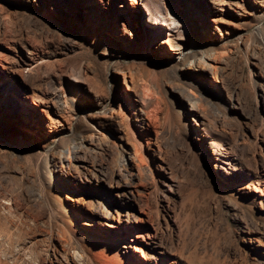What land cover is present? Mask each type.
Listing matches in <instances>:
<instances>
[{
	"label": "rangeland",
	"instance_id": "obj_1",
	"mask_svg": "<svg viewBox=\"0 0 264 264\" xmlns=\"http://www.w3.org/2000/svg\"><path fill=\"white\" fill-rule=\"evenodd\" d=\"M169 16L180 27L163 30ZM178 48L205 66L183 69ZM132 70L153 85L158 123L144 139L153 176L131 179L118 151L132 168L137 148L110 116L123 102L134 114ZM0 74L22 116L0 127V264H264V0H0ZM62 139L85 142L64 178L107 200L109 220L71 207L59 176L43 181L40 155Z\"/></svg>",
	"mask_w": 264,
	"mask_h": 264
},
{
	"label": "bare ground",
	"instance_id": "obj_2",
	"mask_svg": "<svg viewBox=\"0 0 264 264\" xmlns=\"http://www.w3.org/2000/svg\"><path fill=\"white\" fill-rule=\"evenodd\" d=\"M43 14L45 16H48L46 12ZM168 20H169L168 23L163 24V30L172 31L173 29L180 27L176 22L177 20L176 17L169 16ZM157 27L158 29L162 28V24L157 23ZM153 35L157 37L156 39L160 41V44L164 43V41L161 39L159 35H156L154 33ZM140 41L137 42V44H140ZM197 48L199 51L201 50L203 56L205 54L208 55L207 51L202 49L198 43H197ZM175 51L177 53L176 54L177 57L181 60L183 69H185V67L188 66V69L192 68L191 72H194L193 71L194 68L205 66V65H201V60H198L197 52L188 54L182 48H178V50ZM26 61L29 66H33V64L36 62V60L30 55ZM183 74L181 73V75ZM130 75H131V85L139 92L141 96V99H132V101L127 100V103L130 105L131 111L134 112V114H130L128 112L123 102L121 103L120 110L119 111L117 110L116 112L112 113L110 117L116 122L126 123L130 136L133 140V144L137 149L134 154V158H133L134 161L132 168H128V166H126L127 158L124 151L123 150L118 151L119 154L118 170L125 178L132 179L137 177L144 178L146 176L152 177L154 173L153 169L149 165L144 163L143 158L144 155L147 156L144 149V139L147 140L148 146H150L149 138L152 134H154V131H156V127L158 123L157 115H155L152 110L146 108L147 101H150V99L153 98L152 93L154 91V88L151 83H146L144 77H139V74L135 73L133 70L130 71ZM0 80L3 82L0 84V127L11 126L9 120L14 122L16 119H18L19 122L22 117L21 115L15 114L16 112L14 108V101L12 99V91L14 90L15 82H14V78H9V76H4L2 74H0ZM197 91L196 89H194V87H192V85H190L188 88L189 94L186 95V97H183L182 100L184 104L187 102V100L188 102L192 100L191 102L192 108H195L194 103H196V101L194 102V98L198 97ZM82 93L83 91L81 89L75 91L74 93L75 98L81 99ZM165 93L168 97V104H169L168 119L171 125L185 128L187 126V122H184L183 117L181 116L177 107V101H181L180 98L181 96L178 94L172 95V91L167 88L165 89ZM58 101H59L58 110L68 112L69 103L67 98L63 96H59ZM112 108L115 107L112 106ZM47 118L52 124V126L50 125L51 129L47 130V133L49 132V136H50L56 133L53 131L54 129H52L55 124V120H54V116L52 117L50 113H48ZM134 121H137V124H134ZM99 122L95 117L92 118L87 117L86 125L89 127V129L94 130V128L98 126ZM53 138L57 140V133ZM10 144L13 145L12 143ZM55 144L58 146L57 148L58 150L51 151L48 149L45 152L43 151L39 158L38 169L43 181L45 179L48 187L52 188L53 177L59 176L61 181L66 182L69 187V192H67V195L69 198V205H71V207L73 206L74 209L80 211L81 214L84 215L86 214V216L88 217H93L95 214H100L103 217H105L106 220H109L111 218V210L109 207V202L107 200L102 199L100 201H93L92 199H87L86 196L84 195V186L76 183L73 180L69 181L66 178H64V174L67 171L66 165L68 164V166H71L73 164V160L79 158L78 154L83 149V146H85V142L82 141L80 143L70 145L67 144V142L64 139H62L56 141ZM226 189H230V186H226ZM80 202L87 203L88 207H92V209L88 210L87 208V210H84L85 206L80 204ZM111 240L114 242L117 241L121 242V240L118 239L116 236L111 237ZM144 257L147 260L150 259L145 254ZM140 262L142 264L143 261L140 260Z\"/></svg>",
	"mask_w": 264,
	"mask_h": 264
}]
</instances>
